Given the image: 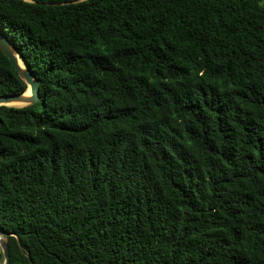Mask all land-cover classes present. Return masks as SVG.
<instances>
[{
	"label": "trees",
	"instance_id": "trees-1",
	"mask_svg": "<svg viewBox=\"0 0 264 264\" xmlns=\"http://www.w3.org/2000/svg\"><path fill=\"white\" fill-rule=\"evenodd\" d=\"M0 28L40 82L0 107L9 264H264V0H0Z\"/></svg>",
	"mask_w": 264,
	"mask_h": 264
},
{
	"label": "water",
	"instance_id": "water-1",
	"mask_svg": "<svg viewBox=\"0 0 264 264\" xmlns=\"http://www.w3.org/2000/svg\"><path fill=\"white\" fill-rule=\"evenodd\" d=\"M33 2V0H24ZM0 51L8 58L13 68L18 72L19 77L27 85V89L22 94L0 96V107H23L32 104L38 100V88L40 82L32 75L23 58L20 56L16 48L8 40L4 31L0 28ZM20 61L22 64H20ZM23 65V66H22ZM29 91V92H28ZM3 237V233L0 231ZM3 253L4 264L10 263L9 247L6 240L0 244V255Z\"/></svg>",
	"mask_w": 264,
	"mask_h": 264
},
{
	"label": "rangeland",
	"instance_id": "rangeland-1",
	"mask_svg": "<svg viewBox=\"0 0 264 264\" xmlns=\"http://www.w3.org/2000/svg\"><path fill=\"white\" fill-rule=\"evenodd\" d=\"M3 240H6L4 237H2ZM0 264H4V258H3V253L0 255Z\"/></svg>",
	"mask_w": 264,
	"mask_h": 264
},
{
	"label": "bare ground",
	"instance_id": "bare-ground-1",
	"mask_svg": "<svg viewBox=\"0 0 264 264\" xmlns=\"http://www.w3.org/2000/svg\"><path fill=\"white\" fill-rule=\"evenodd\" d=\"M20 64H22V62L20 61ZM23 66V65H22ZM29 92V91H28ZM2 241H4L3 240V238H2V236L0 235V244L2 243Z\"/></svg>",
	"mask_w": 264,
	"mask_h": 264
}]
</instances>
